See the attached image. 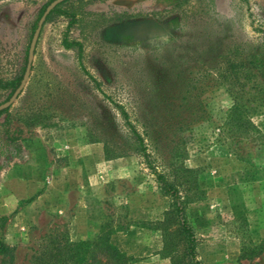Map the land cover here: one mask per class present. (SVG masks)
I'll return each mask as SVG.
<instances>
[{
	"label": "rangeland",
	"instance_id": "374dc122",
	"mask_svg": "<svg viewBox=\"0 0 264 264\" xmlns=\"http://www.w3.org/2000/svg\"><path fill=\"white\" fill-rule=\"evenodd\" d=\"M50 1L0 0V79L22 73ZM179 1L84 0L68 35L83 44L100 90L62 47L68 21L44 24L29 78L0 116V241L9 250L0 264H30L49 236L102 233L130 264H188L154 171L178 191L200 264H264V142L220 136L234 94L245 90L248 103V83L241 90L218 75L224 59L246 60L262 40L264 0H185V15L173 10ZM8 95L0 89V104ZM251 120L264 136V110Z\"/></svg>",
	"mask_w": 264,
	"mask_h": 264
},
{
	"label": "trees",
	"instance_id": "16d2710c",
	"mask_svg": "<svg viewBox=\"0 0 264 264\" xmlns=\"http://www.w3.org/2000/svg\"><path fill=\"white\" fill-rule=\"evenodd\" d=\"M52 1L45 4L39 10L37 18L32 25V33H34L46 7ZM184 1L180 0L177 2L173 10L180 11L185 15L186 11L181 9L184 6ZM83 2L84 0H67L59 4L46 18V22L53 16H60L68 21L67 30L61 42L62 47L65 50L76 52L78 66L89 77L95 88L100 90L101 84L85 71L83 65V44L71 39L68 35L70 29L80 22L77 16L82 13ZM67 4H69L68 8H63ZM169 13H171V10L162 12V14ZM152 15H157V13H153ZM255 32L262 33L263 37L259 44H257L254 53L248 54L246 60H235L234 57L224 59L223 62L225 61L226 67L220 68L218 75L220 82H228V85L240 87L241 90L247 87L246 83H248V103L243 101L242 95L245 90L234 94V104L223 123L220 136L226 137V134H230V137L233 139L244 140L246 138L245 140H248L250 144L258 145L264 142V136L253 124L251 118L261 114L264 110V31L259 29L255 30ZM213 59L215 61L216 57ZM26 62L27 53L25 55L22 73L19 76L11 80L0 79V89L9 92L8 98L12 96L19 86L25 71ZM111 103L123 120L124 126L130 134V137L134 140L137 149L146 157L143 139L137 131L136 125L131 121L129 113L123 105L113 101ZM7 111L8 109L1 111L0 116ZM244 135L247 136L245 137ZM237 147L238 145H234L233 148L235 151L238 150ZM146 163L150 169H153L149 164V160H146ZM153 173L162 194L172 200V206L167 215L170 217L169 219L172 218L175 221L184 239L183 258L187 259L188 264H200L195 258L196 240L192 229L183 218L184 205L180 200L178 191L162 174L155 171ZM8 251L5 244L0 241V256H5ZM131 261L130 257L111 243L107 234L102 233L94 240L80 242H69L65 238L49 236L43 240L39 249L32 256L30 264H130Z\"/></svg>",
	"mask_w": 264,
	"mask_h": 264
},
{
	"label": "water",
	"instance_id": "95a60500",
	"mask_svg": "<svg viewBox=\"0 0 264 264\" xmlns=\"http://www.w3.org/2000/svg\"><path fill=\"white\" fill-rule=\"evenodd\" d=\"M67 0H53L45 9L44 13L42 14V16L40 17L37 27L33 33L30 45H29V49H28V54H27V64H26V68H25V72L23 75V78L19 84V86L17 87V89L14 91L13 95L11 96V98L3 103L0 104V112L4 111L8 108H10V106L13 104V102L17 99V97L21 94L28 78L30 75V70L32 67V62H33V58H34V52L36 49V45L41 33V30L46 22V18L49 16V14L61 3L65 2Z\"/></svg>",
	"mask_w": 264,
	"mask_h": 264
}]
</instances>
